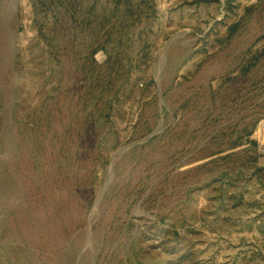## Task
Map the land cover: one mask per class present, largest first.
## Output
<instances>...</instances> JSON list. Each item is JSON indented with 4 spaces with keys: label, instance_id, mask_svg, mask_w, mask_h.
Instances as JSON below:
<instances>
[{
    "label": "rangeland",
    "instance_id": "rangeland-1",
    "mask_svg": "<svg viewBox=\"0 0 264 264\" xmlns=\"http://www.w3.org/2000/svg\"><path fill=\"white\" fill-rule=\"evenodd\" d=\"M0 264H264V0H0Z\"/></svg>",
    "mask_w": 264,
    "mask_h": 264
}]
</instances>
